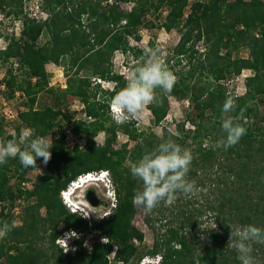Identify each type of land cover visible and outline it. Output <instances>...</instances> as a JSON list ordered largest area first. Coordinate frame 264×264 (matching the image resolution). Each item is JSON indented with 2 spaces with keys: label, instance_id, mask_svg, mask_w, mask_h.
<instances>
[{
  "label": "trees",
  "instance_id": "1",
  "mask_svg": "<svg viewBox=\"0 0 264 264\" xmlns=\"http://www.w3.org/2000/svg\"><path fill=\"white\" fill-rule=\"evenodd\" d=\"M29 1L0 0V14L23 23L21 37L12 38L6 49L0 50V68H6L4 94L10 100L20 92L27 99L11 134H6L0 122V140L18 138L22 129H32L45 138L54 135L55 140L51 160L31 191H23L21 185L29 181L34 168H24L18 158L0 165V206L22 196L28 201L35 199L25 208L19 227H14L12 216L0 211V224L7 222L12 229L0 239V264H112L109 257L113 252L115 262L134 264L140 260L134 242L142 243L144 233L133 224L137 206L132 198L142 190V182L131 175L129 165L167 139L192 152L187 178L201 189L209 183L210 196L178 194L172 218L165 232L155 237L148 255H161L162 264H231L224 258L230 248L222 233L229 235L230 228L237 225L264 228V128L246 125L247 134L227 151L211 145L223 136L221 109L227 96L220 81L245 70L252 72L246 80V94L236 98L238 107L232 115L243 109V119L253 121L264 103V0H41L48 14L44 22L24 13ZM132 1L129 11L122 9L120 3ZM163 8L167 15L160 27L178 33L176 63L179 66L186 61L187 65L176 73L177 83L168 94L181 100L192 98L195 112L176 126L175 133L163 127L158 136L152 130L141 131L134 121L118 126L109 109L111 98L127 83L113 72L115 53L142 54L130 46L129 39L139 40L143 27L155 28L146 16ZM200 43L203 52L198 49ZM244 51L248 58L241 56ZM49 64L63 66L68 72L74 69L65 90L49 88ZM91 76L115 83L114 89L98 86L100 95L93 94ZM41 93L53 95L56 106H38ZM68 96L85 105L89 121L70 120L63 110ZM158 97L157 104L149 105L155 127L162 126L169 111L167 99L162 93ZM186 124L191 128L186 129ZM66 131L86 138L83 148H67ZM101 133L105 139L98 146L95 138ZM119 133L135 142L132 150L126 145L114 148ZM101 171L111 175L116 204L109 216L90 224L70 212L61 194L80 176ZM200 202L204 204L196 207ZM206 213L213 215L218 228L209 231L208 241L198 248L192 233ZM153 214L154 210L146 215L149 226ZM65 230L83 233L74 242L73 253H64L56 244ZM103 238L108 243H103ZM87 240L92 242L90 252L84 249ZM255 247L262 249L264 244Z\"/></svg>",
  "mask_w": 264,
  "mask_h": 264
},
{
  "label": "rangeland",
  "instance_id": "2",
  "mask_svg": "<svg viewBox=\"0 0 264 264\" xmlns=\"http://www.w3.org/2000/svg\"><path fill=\"white\" fill-rule=\"evenodd\" d=\"M121 7L125 11H129L133 6L134 2L128 3H120ZM41 10L42 12L46 13L41 0H31L26 2L24 5V13L27 14L30 18H35V12L37 10ZM48 15V14H47ZM167 15V8L161 9L159 12H151L146 16L147 22H154L156 25L155 28L143 27L139 31V40L134 38L129 39L130 46L141 51L142 54H128L124 55L121 52H116L113 59V72L119 75H122L127 82V78L129 73L138 66L139 63L143 61L144 53L147 49H156L159 48L163 52V59L167 65V67L176 75L177 72H181L186 66V61H184L181 65L178 66L176 63V57L174 53V49L177 46L180 36L176 31L166 32L165 30L161 29L160 25L163 23L165 17ZM48 19V18H47ZM44 17L40 18L38 22H44ZM23 29L22 20L15 18L13 16L7 17L5 14H0V34L2 38L0 39V50L6 49L10 40L12 38L19 39L20 32ZM18 34V36H17ZM45 40L43 39L42 42ZM198 49L200 52H203L204 47L200 43L198 45ZM241 56L244 58H248V53L246 51L241 53ZM11 63L15 64V61ZM14 66V65H13ZM47 72L50 75L49 79V88L53 89L54 91H61L67 88V82L71 75H74V69L71 72H68L63 66L49 64L46 67ZM6 68L5 66L0 68V122L4 124L6 134H11L16 126L19 124L18 113L26 109L25 103L27 102L26 97L22 95V93L17 92L15 93L14 97L8 100L5 96L6 87L3 85V79L5 77ZM18 75L22 77V73L18 70ZM89 75V74H88ZM252 75V72L249 70L243 71L239 76L231 77L227 80L220 81V85L222 86V90L228 97H242L246 94V80ZM91 81L93 82V86L91 88L92 93H99V88L104 90H113L115 87V83L104 81L99 78H93L91 76ZM157 95L160 96L162 93L163 97H165L169 104V111L168 115L163 122L161 127H155L152 123L153 116L151 114L150 107L145 110L142 114L140 119L132 120L136 123V126L141 131H153L156 135L161 136L163 134V127L168 129L170 132L175 133L176 126L179 123L186 121L187 116L195 112L193 109L194 102L192 98H187L184 100L178 99L176 97L170 96L168 93H164L162 90H156ZM264 99V98H263ZM66 104L63 106V110L65 114L70 118L71 121H89V118L86 116L85 112V105L78 99L72 98V96H68L66 98ZM51 105L56 106L55 97L51 94L41 93L39 99V105ZM85 109H81L82 107ZM110 112V109H109ZM211 112V111H206ZM11 114V115H10ZM253 124L256 125L258 128H264V103L260 104L259 112L256 117H253ZM191 128L189 124H186V129ZM55 140V136L52 135L48 137L49 140ZM105 139V135L103 133L99 134L95 141L98 146H102ZM86 138L84 137H76L70 131H66L65 133V144L66 147L69 149L74 148V146L79 145L81 148L85 145ZM127 146L129 150H132L135 147V142L131 141L127 136L119 133L117 138V143L114 148H121L122 146ZM38 168L41 170L35 169L28 175V180L26 181L25 185H21V189L23 191H31L34 188L36 183L37 177L41 174L42 170L47 167L43 163H39ZM16 184V180L12 179V185ZM93 189L98 198L101 200L102 204L98 208L92 207L86 200V193L88 190ZM210 189L209 183L206 188L202 189L201 196L208 197L210 196ZM68 195V194H66ZM111 193L108 192V189L104 187L101 182H91L86 188H79L75 194L72 196L77 202V207L81 210V214H88L90 216V220L88 222L93 223L94 221H99L104 217L109 216L112 213V202L109 199ZM62 198V197H61ZM63 201V199H62ZM35 199L28 201L25 196L18 198L15 202H6L0 206V211L3 209L5 214H8L14 218V227H19L23 223V217L25 215V208L34 203ZM203 202H200L196 205L199 207L203 205ZM173 204L168 206L163 202L158 205L154 209V214L152 216L153 220L151 222V226L146 223V215L144 214L143 210L140 207H137V212L135 218L133 220V224L137 227L140 231L144 233V241L142 243L134 242V245L138 248L140 254V260L134 262V264H140L143 260H147L151 256L148 255V251H150L154 245L155 237L158 234H163L166 230L165 226L170 222L172 218L173 210H171ZM43 214L45 213L44 210L42 211ZM71 212V211H70ZM201 218L198 220V227L192 233V238L196 243L197 247L200 248L206 243L208 232L211 230H216L218 225L214 222L213 215L211 213H206L205 216H200ZM178 220L174 223L177 225ZM64 225L59 227V230L62 231ZM75 231V230H74ZM80 232L81 231H77ZM207 232V234H206ZM83 234V233H82ZM225 239L229 240L230 234L226 235L222 233ZM103 240V239H101ZM205 242V243H204ZM57 244V243H56ZM256 244H253V256L256 258L258 264H264V248L260 249L255 247ZM59 247V246H58ZM92 247V242L87 240L84 246L86 252H90V248ZM60 248V247H59ZM230 248V247H229ZM73 253V252H72ZM238 253L230 248L229 252L224 255V258L231 264H240L236 263ZM109 259L111 260L112 264H118L113 259V254L110 255ZM121 264H125L122 263Z\"/></svg>",
  "mask_w": 264,
  "mask_h": 264
},
{
  "label": "clouds",
  "instance_id": "3",
  "mask_svg": "<svg viewBox=\"0 0 264 264\" xmlns=\"http://www.w3.org/2000/svg\"><path fill=\"white\" fill-rule=\"evenodd\" d=\"M144 57L143 61L129 73L126 86L111 98V118L118 126L140 119L149 105L158 103L157 89L164 93H171L177 83L178 78L167 67L161 49L149 48L145 51ZM237 107L235 97L226 98L221 109L223 136L211 145L213 149L227 151L247 134L246 125H250L253 121L243 119V109L236 116L232 115ZM52 147V138L49 140L36 136L32 129H22L18 138L0 140V165L6 164L9 159L18 158L24 168L41 170L37 166V160L40 159L46 166L51 160ZM193 159L189 149L182 148L172 139H167L152 152L132 162L129 165L130 173L142 182V190L137 191L132 198L133 205L140 207L145 215H151L162 202L168 206L174 204L178 194L188 197L198 196L202 189L196 185L195 181L187 178ZM98 174L102 176L96 182H101L112 194L109 197L110 200L113 196L116 199L110 173L101 171ZM78 189L77 187L73 191L68 190V198H65L63 194L61 197L64 205L72 213L81 216L82 212L77 207V202L72 199ZM73 209L75 211H72ZM230 229L228 246L238 253L237 258L240 264H258L252 254V245L264 244V228L255 225H237L234 229ZM11 230L7 222L0 224V239L5 238ZM71 235L74 237L73 242L83 237L82 233L77 236L74 231ZM102 242L108 243L107 238H103ZM68 251L67 246L65 253ZM140 264H162V257L161 255L151 256Z\"/></svg>",
  "mask_w": 264,
  "mask_h": 264
},
{
  "label": "built area",
  "instance_id": "4",
  "mask_svg": "<svg viewBox=\"0 0 264 264\" xmlns=\"http://www.w3.org/2000/svg\"><path fill=\"white\" fill-rule=\"evenodd\" d=\"M42 17H44V19H47L48 15L46 13L42 12L41 10H39V8H38L37 12H35V18H36V20H39ZM17 36H18V34H17ZM14 67H17L16 63L14 64ZM72 98L75 99V97H72ZM81 109H85V107L83 106ZM101 176H102V174H98V173H90V174L82 175L75 182H72L68 186L67 190L62 192V194L64 195L65 198H68V195H66L68 193V190L73 191L74 189H76L79 186H86V185L90 184L91 182H96V180H98ZM23 185H25V184H23ZM111 202H112L111 203L112 207H114L116 204V200H115L114 196L112 197ZM72 211H75V209H73ZM81 216L84 219H88V220L91 219L87 213L81 214ZM85 216H87V217H85ZM73 231L74 230L63 231L61 233L60 237L56 241L57 245L63 250L64 253L67 250V246L69 248V251L67 253H72L76 250L74 242L72 241L74 237L71 235V233ZM74 232L77 233V236L79 234H81L80 232H77V231H74ZM90 251H91V248H90ZM114 257H115V252H113V258ZM118 264H121V262H118Z\"/></svg>",
  "mask_w": 264,
  "mask_h": 264
},
{
  "label": "water",
  "instance_id": "5",
  "mask_svg": "<svg viewBox=\"0 0 264 264\" xmlns=\"http://www.w3.org/2000/svg\"><path fill=\"white\" fill-rule=\"evenodd\" d=\"M87 202L94 208H98L101 206L102 202L98 198L96 192L92 189L88 190L86 193Z\"/></svg>",
  "mask_w": 264,
  "mask_h": 264
},
{
  "label": "bare ground",
  "instance_id": "6",
  "mask_svg": "<svg viewBox=\"0 0 264 264\" xmlns=\"http://www.w3.org/2000/svg\"><path fill=\"white\" fill-rule=\"evenodd\" d=\"M80 187H82V188H86V186H79L78 188H80Z\"/></svg>",
  "mask_w": 264,
  "mask_h": 264
}]
</instances>
